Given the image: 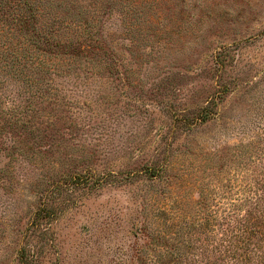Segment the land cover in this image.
I'll return each mask as SVG.
<instances>
[{
    "label": "rangeland",
    "instance_id": "374dc122",
    "mask_svg": "<svg viewBox=\"0 0 264 264\" xmlns=\"http://www.w3.org/2000/svg\"><path fill=\"white\" fill-rule=\"evenodd\" d=\"M57 1L33 0L62 18ZM115 1L76 0L110 41V69L62 64L31 152H0V264L21 248L27 264H140L178 201L192 213L201 185L238 186L263 163L264 0Z\"/></svg>",
    "mask_w": 264,
    "mask_h": 264
},
{
    "label": "trees",
    "instance_id": "16d2710c",
    "mask_svg": "<svg viewBox=\"0 0 264 264\" xmlns=\"http://www.w3.org/2000/svg\"><path fill=\"white\" fill-rule=\"evenodd\" d=\"M52 1L45 0L46 4ZM103 1L107 8L116 2ZM56 4L69 13L59 18L33 0H0V152H31L29 135L44 132L40 125L48 122L34 118L47 104H59L51 75L66 72L72 62L80 69L101 63L110 69L112 64L114 50L104 38L101 23L76 0ZM210 114L208 107H202L192 123ZM4 133L12 138L8 145L1 139ZM263 157L262 152L258 158L263 163L251 168L238 186L224 185L216 191L201 185L192 213L184 212L178 201L174 213L151 227L148 246L152 244L153 254L146 251L138 259L140 264H264ZM88 175L76 172L70 178L87 181ZM23 254L24 249H19L20 264H27Z\"/></svg>",
    "mask_w": 264,
    "mask_h": 264
}]
</instances>
